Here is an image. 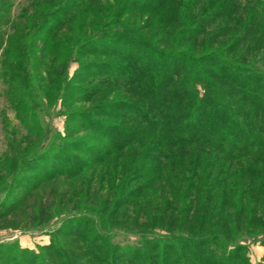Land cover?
Here are the masks:
<instances>
[{
  "label": "trees",
  "instance_id": "trees-1",
  "mask_svg": "<svg viewBox=\"0 0 264 264\" xmlns=\"http://www.w3.org/2000/svg\"><path fill=\"white\" fill-rule=\"evenodd\" d=\"M58 10L41 12L53 22L45 34L61 28V18L67 24L66 11ZM89 10L90 4L82 12ZM121 15L144 18L145 33L106 28L76 39L60 34L53 42L77 62L80 76L60 86L48 79L64 129L43 152L12 166L0 220L17 219L44 184H68L65 198L70 191L76 196L81 182L78 194L94 206L61 213L71 217L70 233L52 231L38 252L0 253V261L250 264L245 242L258 238L264 247V0H121L114 16ZM82 53L107 59L80 61ZM86 81L90 91L74 97ZM112 91L122 100L100 103ZM26 168L24 192L8 194ZM148 193L158 194V205L137 215L146 225L107 224L114 212L103 214L107 205L121 208ZM28 214L43 226L33 209ZM94 229L122 230L136 242H105Z\"/></svg>",
  "mask_w": 264,
  "mask_h": 264
},
{
  "label": "rangeland",
  "instance_id": "rangeland-1",
  "mask_svg": "<svg viewBox=\"0 0 264 264\" xmlns=\"http://www.w3.org/2000/svg\"><path fill=\"white\" fill-rule=\"evenodd\" d=\"M120 1L79 0L75 5L70 2L62 6L64 0H0V201L6 194L5 185L11 178V174L8 173L12 166L24 164L30 155L43 152L47 148L48 141L64 129V110L60 107L57 92L51 85L48 88V79L60 86L73 75L80 76V71H78L77 62L69 61L68 55L60 54L59 50L53 48V42L56 40L59 42L57 37L66 33L69 38L76 39L106 28L109 30L135 28L145 33L143 29L147 23L144 18L137 15L131 18L121 15L117 19L114 16ZM88 4L91 10L88 14H84L82 11ZM50 6L53 9L59 8L58 11L61 10V12L66 11L67 24L63 26L65 18H61L59 25L61 28L58 27L61 30L53 29V32L45 34L46 30L44 31L43 28L50 27L53 22L52 19L41 17V14ZM76 29L78 33L74 31ZM98 59L104 61L107 58H98L86 53L79 56L80 61L86 62ZM25 74H28L29 79ZM87 85V81L82 83V90L74 92V97L87 94L90 91ZM46 91L48 95L44 96ZM117 96L121 99L118 91H112L106 94L100 103L107 106L114 102ZM56 97L57 100H53ZM93 103H85L82 108L90 109ZM76 106L79 104L77 103ZM30 118H35L37 121H31ZM110 121L113 120L110 119ZM36 132L42 136L40 141L37 138L38 135L35 136ZM84 158L87 159V156ZM27 169L21 176H17L19 186L22 185L20 177L28 176ZM15 182L13 181L15 189L8 191V194L24 192V189H21L22 186L18 187ZM78 183L72 190L74 194L77 193L76 196L71 197L70 191L69 195L64 196L65 198H62L61 192L70 190L68 184L41 185L34 191L32 198L25 202L28 209L21 211L17 219L0 220V253H15L17 249L36 253L38 246L49 242L52 231L60 229L70 233L71 227L67 221L71 217L68 214L62 216L61 213H74L94 206L93 202L84 201L80 197L78 193L81 192L82 187L78 186ZM126 197L121 196L124 199ZM126 203L127 205L116 209L107 205L108 210L103 214H108L111 209L114 210L106 220L108 225L113 227L146 225L142 218L136 219V217L140 215L141 210L152 209L158 205V194L148 193L144 198L135 201L129 198ZM29 208L37 214L43 226L35 227L37 224L30 222ZM43 208L46 215L42 218L40 211ZM92 233H99L104 237L103 241H111L112 244L132 245L136 242L135 235L124 233L122 230L98 232L94 229ZM245 245L247 249L245 255L249 263L264 264V247L259 244V239H248ZM21 260L25 264V257ZM12 263L14 264V260ZM0 264L7 263L0 261Z\"/></svg>",
  "mask_w": 264,
  "mask_h": 264
}]
</instances>
